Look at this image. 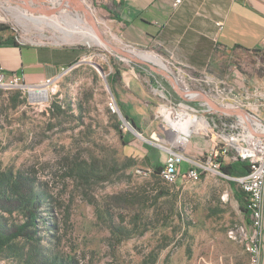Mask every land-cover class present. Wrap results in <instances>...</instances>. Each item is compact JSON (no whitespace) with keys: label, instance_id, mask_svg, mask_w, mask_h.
<instances>
[{"label":"rangeland","instance_id":"rangeland-1","mask_svg":"<svg viewBox=\"0 0 264 264\" xmlns=\"http://www.w3.org/2000/svg\"><path fill=\"white\" fill-rule=\"evenodd\" d=\"M22 1L28 8L0 0L2 32L21 43L78 48L80 60L49 88L30 90H46L44 99L28 90L0 89V241L36 215L34 227L0 245V264H250L249 227L245 232L230 178L209 170L170 182L154 169L163 167L165 149L179 145L165 111L175 112L177 121L183 113L182 126L189 117L214 122L217 129L208 135L207 123L204 130L193 127L196 152L181 145L188 158L203 162L213 135L234 133L236 125L225 115L232 112L213 114L205 99L264 123V112L257 113L264 109V47L217 53L210 76L178 73L158 49L118 41L91 0L83 1L107 44L155 56L166 70L82 40L77 13L85 17L73 6L36 0L45 9H35ZM152 68L196 94L192 102L182 101L171 81ZM127 76L134 87L125 84ZM111 95L130 128L109 110Z\"/></svg>","mask_w":264,"mask_h":264},{"label":"crops","instance_id":"crops-1","mask_svg":"<svg viewBox=\"0 0 264 264\" xmlns=\"http://www.w3.org/2000/svg\"><path fill=\"white\" fill-rule=\"evenodd\" d=\"M91 2L118 41L158 49L178 73L210 76L217 53L253 52L264 47V0H181L177 5L176 0ZM7 39L13 40L0 32V74L9 77L19 73L28 86L57 77L62 69L80 60V50L72 46L15 40L16 45L4 44ZM124 81L128 87L136 84L129 76ZM177 95L184 102H192V98ZM263 112L258 109L257 113ZM243 116L248 119L250 113ZM192 139L187 151L196 152ZM181 165L183 172L188 164ZM260 264H264V221Z\"/></svg>","mask_w":264,"mask_h":264},{"label":"built area","instance_id":"built-area-1","mask_svg":"<svg viewBox=\"0 0 264 264\" xmlns=\"http://www.w3.org/2000/svg\"><path fill=\"white\" fill-rule=\"evenodd\" d=\"M180 2L181 0H176L175 5ZM57 79L58 76L46 79L36 86H28L24 84L22 75L19 73H12L9 77L0 74V89L7 87V84H14V89L16 90L30 91L33 88H39L40 90L49 88L56 83ZM182 91L185 92L187 98L191 99L196 96V94L190 95L192 92L187 87H184ZM108 105H112L114 114H120L122 126L125 129L130 128V121L121 113L113 95L109 97ZM184 108L186 109L185 111L190 110L188 109L189 107ZM232 110V113H225V115L227 117L232 115L236 120V125L232 126L236 133L234 131V133L227 135L218 132L214 134L215 143L205 162L201 161V159L188 158L184 153V146L176 144L177 150L175 151L165 149L167 151V157L161 171L164 175L171 177V182H174L180 178L195 179L199 174L209 170H216L223 175L220 168L224 164L237 161L248 162L250 165L248 174L235 178L234 181L237 182L248 197L247 209L249 212L250 226L249 233L246 234V241L249 246L250 264H260L264 219V123H251L250 120L242 115L243 110H240L238 107ZM211 111L213 114L217 113L216 111ZM219 116H223V113ZM178 118V122L182 123L186 119V116L183 113H178ZM213 123L212 121L211 125L207 122V135L217 129ZM191 135L187 136L186 144L189 143ZM183 162H186L188 166L182 172L180 165ZM246 230L248 229H245V232Z\"/></svg>","mask_w":264,"mask_h":264},{"label":"bare ground","instance_id":"bare-ground-1","mask_svg":"<svg viewBox=\"0 0 264 264\" xmlns=\"http://www.w3.org/2000/svg\"><path fill=\"white\" fill-rule=\"evenodd\" d=\"M12 1L17 2V0H12ZM57 1L59 4L58 8L64 7L65 5H70V6L74 7V9L76 10V13L78 10H80V13L82 12L84 14L85 18H83L79 13H77V19L79 20V22H81L83 24V27H81V30L79 31V33L82 36V40L90 41L92 44H94L98 47H103L105 44L108 45L110 48L112 47V45L107 44V42L101 36V33L98 30V26H97V22H96L95 17L92 14V12L90 11V9L87 7L88 5L83 0H74L73 2L71 0H57ZM19 2H22V3H18L17 4L18 6H20L22 8H28V6L26 4H23L22 0H19ZM28 2H31L33 5V8H35V9L36 8L44 9V6H39V5L37 6L39 1L28 0ZM89 21H90L91 25H90ZM134 56H136V55H134ZM136 57L142 62H145V63L151 62V63L157 64L161 69L166 70V68L161 63V61L155 56L138 55ZM7 87H14V84H12L11 86H7ZM40 90H43V89H40ZM40 90H37V91H40ZM45 91L46 90H44L42 92H33V91H30V92L32 93L31 96L38 98V99L39 98L44 99L46 97ZM190 95H193V93H190ZM208 100H210V99H208ZM209 102H212V103H210L211 105H215L213 103V101L210 100ZM215 107H216V110H215V108H212L211 106H210V109L213 111H216V112L219 111V113H225V112L230 111V109H233L232 105H229V104L222 105L221 107H218L217 105H215ZM219 108L222 110L220 111ZM109 110L111 111V113H114V111H112V105H109ZM175 115H176V113L173 111H169L168 113H166V111H165V113L162 116L164 117L165 122L168 125H170V127H172L173 130L175 131V133H176L175 142L179 145H185L186 144L187 136L191 135V132L193 131V127L197 130H204L205 123H207L206 121L205 122L204 121L197 122V120H195L194 118L189 117L187 123L182 126L176 120L177 117ZM160 176L164 180L171 182V177L164 175V173L162 171L160 172Z\"/></svg>","mask_w":264,"mask_h":264},{"label":"trees","instance_id":"trees-1","mask_svg":"<svg viewBox=\"0 0 264 264\" xmlns=\"http://www.w3.org/2000/svg\"><path fill=\"white\" fill-rule=\"evenodd\" d=\"M5 29L6 28H3L2 26H0V32H2ZM4 44L16 45V42L14 40L7 39L4 41ZM125 117L127 118V116ZM135 127L136 129H138L137 126ZM161 170H162V167H159V166H157L154 169L155 173L157 174H160ZM249 170H250L249 163L240 162V161H237L234 163H226L220 168L221 173L224 176L230 178V180H227L226 182L231 191L230 195L234 198L238 206V212L240 213V219H241L240 221H241L242 226L245 229H248V227L250 226L249 212L247 209V204H248L247 198L248 197H247V194L239 187L237 182L234 181V179L245 176L246 174H248ZM35 220H36V215L32 213L29 216H26L25 221L16 228V231L14 233L7 235L0 241V245H5L9 241L16 239L18 237H21L27 228L35 226Z\"/></svg>","mask_w":264,"mask_h":264},{"label":"water","instance_id":"water-1","mask_svg":"<svg viewBox=\"0 0 264 264\" xmlns=\"http://www.w3.org/2000/svg\"><path fill=\"white\" fill-rule=\"evenodd\" d=\"M83 8V7H82ZM45 13H48V12H45ZM91 16V15H90ZM112 50H114L115 52H117L118 54L126 57L127 59L133 61V62H140V63H143L142 61H140L138 58H136V56H134L133 54L129 53V52H125V51H122L118 48H115L114 46L111 47ZM93 66H95L99 72L103 75V70L100 66H98L97 64H92ZM154 69L155 71H157L158 73H160L161 75L165 76L167 79H169L172 83V85L174 86L177 94H179L180 96H185V92L182 91V89H180V87L178 86V84L173 80V78L168 74L166 73L165 71L161 70V69H157V68H152ZM205 101L208 103V99H205ZM209 104V103H208ZM212 108H215L216 110V107L215 105H211L209 104ZM219 112V111H218ZM242 114L245 115V116H249V113L245 112V111H242ZM152 144V143H151ZM154 145V144H152Z\"/></svg>","mask_w":264,"mask_h":264}]
</instances>
